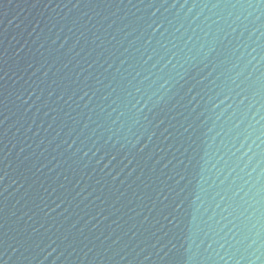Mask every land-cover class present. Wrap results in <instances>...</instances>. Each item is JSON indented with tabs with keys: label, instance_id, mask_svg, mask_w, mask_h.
I'll list each match as a JSON object with an SVG mask.
<instances>
[{
	"label": "water",
	"instance_id": "95a60500",
	"mask_svg": "<svg viewBox=\"0 0 264 264\" xmlns=\"http://www.w3.org/2000/svg\"><path fill=\"white\" fill-rule=\"evenodd\" d=\"M0 264H264V0H0Z\"/></svg>",
	"mask_w": 264,
	"mask_h": 264
}]
</instances>
